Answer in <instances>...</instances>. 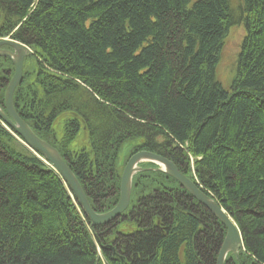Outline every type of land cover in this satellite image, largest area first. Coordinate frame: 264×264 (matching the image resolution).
Masks as SVG:
<instances>
[{"label": "trees", "instance_id": "16d2710c", "mask_svg": "<svg viewBox=\"0 0 264 264\" xmlns=\"http://www.w3.org/2000/svg\"><path fill=\"white\" fill-rule=\"evenodd\" d=\"M239 24L226 89L216 70ZM5 37L33 51L16 111L59 150L95 211L117 204L133 154L155 152L234 220L240 263L264 264V0L237 10L232 0H0ZM14 71L0 56L4 109ZM29 149L0 121V264L216 263L225 226L172 177L135 174L122 217L92 227L62 176Z\"/></svg>", "mask_w": 264, "mask_h": 264}, {"label": "water", "instance_id": "95a60500", "mask_svg": "<svg viewBox=\"0 0 264 264\" xmlns=\"http://www.w3.org/2000/svg\"><path fill=\"white\" fill-rule=\"evenodd\" d=\"M32 54L33 52L28 46L18 41L9 38L0 40V56L8 57L15 66L14 75L5 91V109L0 106V118L24 140L30 149L42 154L45 160L62 176L74 193L79 207L92 227L104 226L121 218L130 205L134 175L145 170H155L163 172L179 182L180 186L192 198L196 199L225 226L227 232L218 253L216 264H225L229 253L239 259L241 251L244 250V240L234 220L216 199L206 193L193 179L181 172L172 160L158 153L142 150L133 154L122 173L120 196L117 204L106 212L95 211L81 183L59 150L39 137L15 109L14 92L22 82L25 59ZM146 162L153 163L156 167H142L141 164Z\"/></svg>", "mask_w": 264, "mask_h": 264}, {"label": "rangeland", "instance_id": "374dc122", "mask_svg": "<svg viewBox=\"0 0 264 264\" xmlns=\"http://www.w3.org/2000/svg\"><path fill=\"white\" fill-rule=\"evenodd\" d=\"M239 5H240V0H232V6L235 10H237V7ZM244 34H245V31H244V28L242 25L239 24V25L232 27V29L229 33V36L227 37L225 44L223 46V49H222L221 60H220V63L217 67V70H216V79L226 89L230 88L231 80L235 74L236 61H237L241 41L243 39ZM6 38H11V37H5V38H0V39H6ZM0 121L13 135H15V137L19 140L20 143H23L29 149L27 144L24 141L22 142V140L19 138V136H17V134L14 132L13 129H11L1 118H0ZM82 133H83V131H82ZM46 163H48V162L46 161ZM226 232H227V230H226ZM222 243H223V241H222ZM221 246H222V244H221ZM221 246H220V248H221ZM219 251H220V249H219Z\"/></svg>", "mask_w": 264, "mask_h": 264}, {"label": "flooded vegetation", "instance_id": "af4514ba", "mask_svg": "<svg viewBox=\"0 0 264 264\" xmlns=\"http://www.w3.org/2000/svg\"><path fill=\"white\" fill-rule=\"evenodd\" d=\"M7 49V48H6ZM29 58V57H28ZM28 58H26V59H28ZM25 59V60H26ZM130 216L129 215H127V217L126 218H129ZM207 225V224H206ZM129 236V235H128ZM128 236L126 235V237L128 238ZM204 251H206L207 253H209V250H210V246H209V240H206V243L204 244ZM124 251H125V253H124V255L126 256V258L128 259V262L127 263H132L131 261H130V255H131V251H130V246H129V244H127L126 245V247L124 248ZM243 251V250H242ZM242 251H241V253H242ZM240 253V254H241ZM208 257V256H207ZM207 257H204L203 258V261H204V264L205 263H208L209 264V259H207ZM238 260V262L237 263H234L233 262V260ZM228 260L231 262V263H227L228 262ZM216 264V263H215ZM225 264H241L240 263V256H239V259L238 258H236L233 254H231V253H229L228 254V256H227V259H226V262H225Z\"/></svg>", "mask_w": 264, "mask_h": 264}]
</instances>
